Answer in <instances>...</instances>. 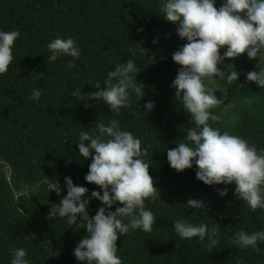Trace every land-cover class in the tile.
<instances>
[{"label":"trees","instance_id":"1","mask_svg":"<svg viewBox=\"0 0 264 264\" xmlns=\"http://www.w3.org/2000/svg\"><path fill=\"white\" fill-rule=\"evenodd\" d=\"M221 5L216 0L217 9ZM160 15V0H0V30L20 32L13 63L0 75V264H10L16 248L27 251L30 264H80L73 251L87 235L83 223L70 226L64 218H49V212L67 194L65 177L89 190L85 199L100 191L85 181L91 159L79 156L76 143L81 130L91 131L99 121L107 124L113 118L147 149L144 159L161 198L145 202L157 217L151 233L119 236L122 264H264V242H258L259 252L232 244L238 231H264V210L252 211L239 200L234 183L208 186L196 178L195 165L182 173L169 166L167 150L184 142L195 125L171 87L181 67L172 54L187 41ZM58 37L73 38L80 57L48 63L47 44ZM128 59L136 62L137 83L145 88L140 101L132 95L130 108L117 115L103 101L72 97L76 88L95 92V82L104 87L108 73ZM228 64L241 73L237 84L242 87L216 77L205 80L222 100L211 110L219 119L209 123L264 149V89L246 81L248 72L264 68V60H250L245 53L218 67L226 70ZM33 89L42 91L39 101L29 99ZM147 101L155 102L148 114L143 108ZM55 181L61 196L47 191ZM224 188L228 194L219 195ZM189 198L203 200L206 208L189 209ZM101 206L93 198L89 215ZM181 218L209 228L217 223L221 235L216 248L209 252L207 239H181L172 227Z\"/></svg>","mask_w":264,"mask_h":264},{"label":"clouds","instance_id":"2","mask_svg":"<svg viewBox=\"0 0 264 264\" xmlns=\"http://www.w3.org/2000/svg\"><path fill=\"white\" fill-rule=\"evenodd\" d=\"M160 3V16L174 23L178 37L187 41L172 54L173 61L181 67L171 87L195 125L187 130L184 142L167 150L169 166L182 173L195 165L196 178L208 186L234 183V195L239 200L252 211L264 210V149L258 150L245 139L221 133L210 125V120L219 119L211 110L222 100L205 84V80L216 77L229 85L235 83L242 87L237 84L241 73L234 64L226 65V70L218 65L245 53L250 60H264V0H222L219 9L216 0H160ZM19 37L17 30H0V75L7 73L13 63V48ZM47 49L48 63L64 56L78 59L81 54L71 37L55 38L47 44ZM139 72L136 62L128 59L108 73L104 87L100 82H91L97 89L95 92L84 94L82 89L76 88L71 95L79 101H85V97L87 101H103L111 112L119 115L122 108L132 106L133 94L139 101L145 96V88L137 83ZM246 81L264 89V68L248 72ZM41 96L40 89H33L29 99L39 101ZM154 107V101H147L143 105L144 113H150ZM76 144L79 156L91 159L85 181L97 185L100 191H92L85 199L89 190L75 185L71 177H65L67 194L59 204L52 206L49 218H64L70 226L83 223L87 235L73 251L80 264H122L117 255L119 236L136 230L151 233L157 218L145 203L161 199L149 174L150 163L144 159L147 149L114 118L107 124L99 121L91 131L81 130ZM47 191L61 196L59 181L49 183ZM218 191L221 196L228 194L227 188ZM93 198L103 206L90 216L87 209ZM117 204L122 206L112 211ZM186 205L200 211L206 208L203 200L195 198H189ZM172 227L183 240L198 238L203 242L207 239L209 252L220 242L217 223L209 228L205 223L197 225L181 218L173 221ZM258 242H264V231L241 230L232 239L233 245L257 252ZM27 257L24 248H16L10 264H30Z\"/></svg>","mask_w":264,"mask_h":264},{"label":"rangeland","instance_id":"3","mask_svg":"<svg viewBox=\"0 0 264 264\" xmlns=\"http://www.w3.org/2000/svg\"><path fill=\"white\" fill-rule=\"evenodd\" d=\"M5 170H6V172H8V169L7 168H5Z\"/></svg>","mask_w":264,"mask_h":264}]
</instances>
